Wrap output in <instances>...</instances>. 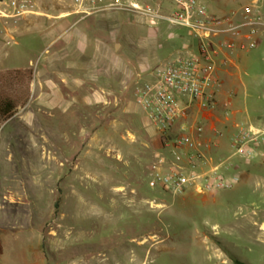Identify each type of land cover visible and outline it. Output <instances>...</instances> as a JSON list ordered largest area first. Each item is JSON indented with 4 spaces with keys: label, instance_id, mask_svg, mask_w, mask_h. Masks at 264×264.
Listing matches in <instances>:
<instances>
[{
    "label": "rangeland",
    "instance_id": "rangeland-1",
    "mask_svg": "<svg viewBox=\"0 0 264 264\" xmlns=\"http://www.w3.org/2000/svg\"><path fill=\"white\" fill-rule=\"evenodd\" d=\"M33 19L21 33L20 21L0 20V95L18 102L14 115L0 122L3 228L40 226L46 250L103 253L108 264L116 258L120 264H264V157L257 149L247 165L232 158L241 177L230 189L173 196L147 184L159 145L133 91L145 73L195 44L187 29L166 22L149 27L121 12L96 16L108 22L104 29L97 22L71 26L72 17ZM82 24L85 50L64 35ZM261 34L255 49L231 54L233 63L213 87L214 109L221 102V112H214L221 122L213 127L225 147L236 125H264ZM54 40L61 56L71 58L59 63L62 70L72 64L79 83H62L45 59ZM17 69H30L31 79H8Z\"/></svg>",
    "mask_w": 264,
    "mask_h": 264
},
{
    "label": "built area",
    "instance_id": "built-area-1",
    "mask_svg": "<svg viewBox=\"0 0 264 264\" xmlns=\"http://www.w3.org/2000/svg\"><path fill=\"white\" fill-rule=\"evenodd\" d=\"M0 0V20L18 22L29 17L83 20L121 12L149 27L160 22L187 29L195 44L175 52L151 72V79L133 91L136 105L160 144L147 184L173 196L187 192L211 194L240 181L234 156L247 163L254 149L264 145V125H236L228 137V153L214 156L222 132L209 128L196 108L217 104L213 87L219 72L232 64L234 52H247L260 43L264 30V0H247L225 11L216 0ZM216 3V4H215ZM55 6L57 8H55ZM221 14V15H219Z\"/></svg>",
    "mask_w": 264,
    "mask_h": 264
},
{
    "label": "crops",
    "instance_id": "crops-1",
    "mask_svg": "<svg viewBox=\"0 0 264 264\" xmlns=\"http://www.w3.org/2000/svg\"><path fill=\"white\" fill-rule=\"evenodd\" d=\"M222 1H225V0H222ZM238 1L246 2L247 0H238ZM233 3H235V0H233ZM227 6H228V3L226 4L221 3V7L224 8V10L226 8L228 10L233 8L232 5L231 6L229 5V7ZM70 17H72L73 19L71 21L72 23L71 26L81 21L89 22V23L97 22L100 25V28L104 29L106 25L108 24V22H105L102 19H95L96 16L88 17L83 20H78L75 16H69V17L62 18V19H55V22L60 23V21L62 20L68 21L67 19ZM100 17H103V16H100ZM33 18H39V17H29L26 19L19 20L20 21L19 27L15 29H18V28L23 29V27L26 24L32 22V20H35ZM40 18H44V17H40ZM51 19H54V18H51ZM83 27L84 25L82 24L79 27L72 28L64 35L66 36L69 35V38H68L69 40L74 39L75 41H77L79 45H81L82 49L85 50V46L88 44V41H87L88 38L86 34V29H84ZM55 28L53 29V32L56 30ZM21 29L19 30L18 33H21ZM44 33L47 34L50 32H47V33L44 32ZM60 34L61 33H59L56 36V38L59 37L60 39ZM57 41L58 40H54L53 55L51 57L47 56L45 57V59L52 60L54 73H56L57 77L60 79L62 83H67V81H69L68 83H74V84L79 83L82 80V78L74 75L72 71L75 67L72 68L73 67L72 64L68 66L67 71L65 70L66 73H64V71L62 70L59 63H61L62 61H66V60L70 61L71 58L66 59L61 56V50L63 49V47L60 44H57ZM260 42H261V38H260ZM96 45L98 46L97 47L98 52H100L101 50L103 52L105 50L104 44L103 45L96 44ZM230 60L233 63V60L231 58ZM85 68L87 69L86 65L84 66V69ZM221 72L225 73L226 69H221L219 73ZM142 78H143V81L151 79L150 71L145 73V75ZM53 84H56V82L53 81ZM220 103L221 102L218 101V106L215 109L214 108L212 109L196 108L194 110V112H200V115H201L200 118L204 119V121L206 122L207 127H208L207 136H210L209 128L213 127L216 123L221 122L220 119H218L214 113V112H221L219 109ZM263 124H264V121H263ZM263 146L264 145L258 148H255L258 150L259 156L261 158L264 157ZM222 149L224 153L228 152V146L225 147L224 144L220 143L219 147L214 149L212 153L214 154V156H217L219 154L217 152H219L220 150L222 151ZM244 164L247 165V163H244ZM236 166L238 170L239 165L236 164ZM197 195H204V194H197ZM2 225L3 223H0V264H108L109 258L107 257V255H104L103 253L102 255H95V256L88 255L87 253H82V254L75 253V254L67 255V254H63L62 250H57L54 252H52L53 251L52 249L46 250L45 237H44V233L42 229L40 228V226L31 224L29 226L22 227L21 225H18L16 230H6L3 228ZM64 248H66V245L62 247L60 246L59 249H64ZM114 264H120L118 258H116Z\"/></svg>",
    "mask_w": 264,
    "mask_h": 264
},
{
    "label": "trees",
    "instance_id": "trees-1",
    "mask_svg": "<svg viewBox=\"0 0 264 264\" xmlns=\"http://www.w3.org/2000/svg\"><path fill=\"white\" fill-rule=\"evenodd\" d=\"M8 79L10 80H21L23 78H26L27 81L31 79L32 71L30 69H17L11 72H7ZM7 78V77H6ZM18 102L7 95H0V122L7 121L10 119L17 108ZM158 145L160 144V141L157 136H155ZM237 264H242L239 261H237Z\"/></svg>",
    "mask_w": 264,
    "mask_h": 264
}]
</instances>
